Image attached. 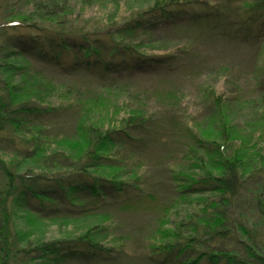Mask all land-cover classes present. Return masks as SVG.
<instances>
[{
  "label": "trees",
  "instance_id": "1",
  "mask_svg": "<svg viewBox=\"0 0 264 264\" xmlns=\"http://www.w3.org/2000/svg\"><path fill=\"white\" fill-rule=\"evenodd\" d=\"M135 3L0 0V264L120 262L114 206L153 215L148 264H264V74L253 98L207 90L212 112L199 129L177 115L178 91L158 92L169 101L155 113L140 97H113L136 77L173 73L201 43H264V0ZM165 32L178 48L143 47L141 36ZM53 74L93 85L57 84ZM237 101L247 111L239 121ZM166 127L186 145L164 172L163 196L121 149L143 153ZM85 221L46 236L47 222Z\"/></svg>",
  "mask_w": 264,
  "mask_h": 264
},
{
  "label": "rangeland",
  "instance_id": "2",
  "mask_svg": "<svg viewBox=\"0 0 264 264\" xmlns=\"http://www.w3.org/2000/svg\"><path fill=\"white\" fill-rule=\"evenodd\" d=\"M145 1L150 0H136V3ZM95 11V8L86 11V16L92 21H94L92 16ZM166 33H147L141 36L143 47L146 46L148 52L156 53L178 48L182 40L174 37L171 32ZM183 35L188 36L189 33L187 35L184 32ZM184 60L185 62L177 66L171 74H166V70L162 69L153 74L136 77L134 81L128 83L129 85L124 90H114L124 92L113 93V97L120 100L126 98L131 103L140 97L146 110L155 113L160 110L159 106H164L169 101L167 96H158V92L178 91L180 100L177 115L188 122L192 128L199 129L206 126L207 118L212 112L206 96L207 90L214 88L215 91H220L235 100L256 97V83L264 74V43L210 40L201 43L193 55L188 60ZM13 61L24 63L20 58H13ZM49 78L57 84L66 83L86 87L92 83L89 77L86 79L67 78L53 74ZM239 102L232 105V110L238 117L237 121L242 114L247 112L244 107H241L242 102L241 104ZM158 116L160 118L159 114ZM162 131L161 138L147 143L143 153L133 152L132 147L126 146L121 149V154L123 158L146 168L147 173L157 183H162L161 186L159 185L160 192L163 196H167L165 185H163L166 180L164 172L166 174V168L172 167L181 158V147L186 145V138H184V133L181 134L175 128L171 130L166 127ZM107 213L111 217L114 233L124 237L127 249V256L116 264H148L144 260L147 253L145 241L149 239V230L154 222L153 215L142 210H121L115 206L107 207ZM89 223L91 221L71 222L70 224L47 222L44 227L45 233L47 232L46 236L57 237L59 234L80 230L83 225Z\"/></svg>",
  "mask_w": 264,
  "mask_h": 264
}]
</instances>
